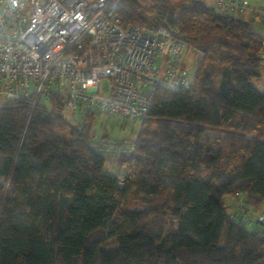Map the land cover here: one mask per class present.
I'll list each match as a JSON object with an SVG mask.
<instances>
[{
	"label": "trees",
	"instance_id": "1",
	"mask_svg": "<svg viewBox=\"0 0 264 264\" xmlns=\"http://www.w3.org/2000/svg\"><path fill=\"white\" fill-rule=\"evenodd\" d=\"M118 13L179 28L199 54L192 84L156 89L119 176L92 144L95 116L75 124L64 92L2 102L0 264H264L262 224L224 202L264 203V34L201 0H122Z\"/></svg>",
	"mask_w": 264,
	"mask_h": 264
},
{
	"label": "built area",
	"instance_id": "2",
	"mask_svg": "<svg viewBox=\"0 0 264 264\" xmlns=\"http://www.w3.org/2000/svg\"><path fill=\"white\" fill-rule=\"evenodd\" d=\"M122 0H0V97L46 98L62 91L71 120L105 113L124 123L142 120L156 89L189 88L183 56L192 48L177 27L127 25ZM220 13L264 21V0H213ZM261 64L264 69V39ZM197 52V51H196ZM264 91V78L258 81ZM103 154L135 150L134 141L93 139ZM232 220L264 226V208L236 193ZM251 212L254 214H251Z\"/></svg>",
	"mask_w": 264,
	"mask_h": 264
},
{
	"label": "rangeland",
	"instance_id": "3",
	"mask_svg": "<svg viewBox=\"0 0 264 264\" xmlns=\"http://www.w3.org/2000/svg\"><path fill=\"white\" fill-rule=\"evenodd\" d=\"M172 1L174 3H178L180 0H172ZM201 1H203L207 5L214 4L213 0H201ZM237 16L239 17L240 15ZM251 24L254 27V29H256L261 33H264V22L263 25H260L259 21L252 20ZM198 59H199V54L196 52L195 49L190 48L185 52L183 56V60H184V66L186 68V71L188 72L189 77H192L194 75ZM205 68L207 70L214 71V81L216 85H218L221 79V71H222V67L220 66V64L208 60L206 62ZM260 70L264 73L262 68ZM6 100H8V98L0 97V105L2 102ZM68 117L69 119H71L69 113H68ZM140 125H141L140 119H136L134 121L130 120L124 123V120L122 118H116L105 113H100L97 117L94 118L93 121V127H92L94 133L93 137L97 139L109 138L117 142H122V141L135 142V138L137 137ZM235 201H236L235 198L231 195L226 196L224 198V202L227 205L233 204L235 203ZM262 208H264V203L261 205L259 209ZM251 214L253 213L251 212ZM259 226L261 229L264 230L263 225H259ZM247 227L252 228L253 226L247 224Z\"/></svg>",
	"mask_w": 264,
	"mask_h": 264
},
{
	"label": "crops",
	"instance_id": "4",
	"mask_svg": "<svg viewBox=\"0 0 264 264\" xmlns=\"http://www.w3.org/2000/svg\"><path fill=\"white\" fill-rule=\"evenodd\" d=\"M240 16H239L240 18L243 17V19H245V20L252 21L251 16L248 13L240 15ZM236 17H238V16L236 15ZM263 22L264 21H259L260 25H263ZM263 71H264V69H263ZM263 78H264V73L262 72L261 79H263ZM105 155H106V160H107L106 161V165H105V171L108 174H111L113 176H119V168L117 166V156L112 154V153H106ZM231 196H233L235 198V200H236L235 195H231ZM235 203H236V201H235ZM235 203L228 204V205L234 206Z\"/></svg>",
	"mask_w": 264,
	"mask_h": 264
}]
</instances>
